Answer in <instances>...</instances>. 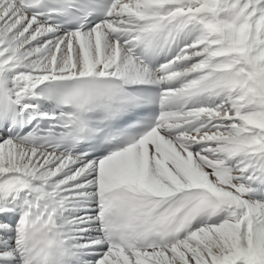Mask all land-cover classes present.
<instances>
[{"label": "snow or ice", "instance_id": "obj_1", "mask_svg": "<svg viewBox=\"0 0 264 264\" xmlns=\"http://www.w3.org/2000/svg\"><path fill=\"white\" fill-rule=\"evenodd\" d=\"M0 264H264V0H0Z\"/></svg>", "mask_w": 264, "mask_h": 264}]
</instances>
